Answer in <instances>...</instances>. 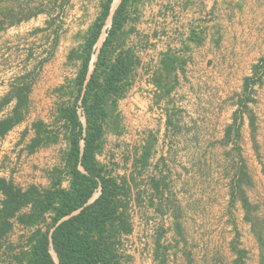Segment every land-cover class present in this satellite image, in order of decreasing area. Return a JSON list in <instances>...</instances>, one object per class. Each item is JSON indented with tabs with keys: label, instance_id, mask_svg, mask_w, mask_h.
<instances>
[{
	"label": "crops",
	"instance_id": "crops-1",
	"mask_svg": "<svg viewBox=\"0 0 264 264\" xmlns=\"http://www.w3.org/2000/svg\"><path fill=\"white\" fill-rule=\"evenodd\" d=\"M119 1L113 0L112 9ZM101 2L66 0L61 9L63 17H59L63 22L56 34L45 22L33 24L43 35L52 33L40 41L42 65L29 95L25 118L0 140V175L15 184L48 186L49 170L64 165L63 155L68 144L61 131L54 143L32 152H27L25 146L34 135L32 123L37 119L51 123L56 103L69 98L68 94L56 91L76 75L78 62L69 61L67 53L81 43L100 11ZM236 6V0H134L127 8L123 46L132 49L138 62L132 70L128 89L117 100L118 117L111 126L113 129L105 131L97 158L111 167L113 174L132 179L129 180L130 195L137 205L146 202V207L168 212L163 238L173 232L172 223L182 221L186 215L195 219L210 213L216 219H225L227 215L232 216V207L240 210L236 201L230 204L229 185L226 189V183L220 181L219 162L217 167L209 162V157L214 156L210 142L221 143L226 126L232 122L230 114L225 113V76L217 66L225 56L218 39L224 37L227 25L234 23ZM32 21L33 18L21 21L0 32V41L7 50L4 55H11L13 42H9L12 38L4 40L3 33L26 29ZM109 23L108 18L105 27ZM193 33L201 38L200 42L189 39ZM103 38L104 32L96 45ZM26 51L24 71H30L37 64L34 65L32 50ZM167 51L186 62L182 70L175 71L177 78L173 87L164 93L154 77ZM18 75L10 68L4 81L9 85ZM241 89L240 77L237 84L230 86V91L240 93ZM9 134L18 135L16 141L9 142ZM211 170L218 173L217 180L210 181ZM62 186L68 187L67 177L62 180ZM238 219L243 220L242 216ZM232 223L238 232L237 224ZM28 233L16 223L7 239L17 244ZM4 258L0 254V264H6Z\"/></svg>",
	"mask_w": 264,
	"mask_h": 264
},
{
	"label": "trees",
	"instance_id": "trees-1",
	"mask_svg": "<svg viewBox=\"0 0 264 264\" xmlns=\"http://www.w3.org/2000/svg\"><path fill=\"white\" fill-rule=\"evenodd\" d=\"M15 1L16 12L13 7L0 11V31L39 13L49 17L46 27H53V34L61 27V24H54V17H60L66 0L59 1V10L54 14L39 6L50 0ZM112 1L102 0L100 11L81 43L67 53L69 61L78 62L76 75L71 81L57 87L56 91L61 95L68 94L69 98L56 103V114L51 123L37 119L31 125L34 135L25 146L27 152L56 142L59 132L63 133L68 144L63 155V167L49 170L48 186L33 183L20 186L0 175V254L5 257L6 264L131 263V256L120 252L118 246L121 236L132 229L128 214L131 194L129 180L132 179L113 174L112 168L97 158L105 131L113 129L111 126L118 117L115 111L117 100L128 89L132 70L138 62L132 49L123 46L122 32L128 19L127 8L134 0H120L111 14L110 25L104 27ZM28 4H33V8H29ZM22 8L28 9L26 15L22 16ZM6 19L9 22L5 25ZM102 32H105V36L101 45L97 46ZM189 39L197 43L201 40L194 33ZM55 41L54 37L53 43ZM185 62L171 51L162 55L161 68L154 81L163 88L164 93L173 87L177 78L175 71L182 70ZM41 65L42 60L32 70L16 76L0 98V112L13 102L11 109L0 117V140L25 118L29 95L36 81V69ZM257 67L258 64L252 66L253 73H256ZM254 84L252 75L243 78L241 92L235 94L238 108L232 114V122L226 126L221 143L227 144L233 138L237 140L240 137L242 115L246 113L251 141L257 150L255 115L248 109V103L253 101L250 93ZM78 107H81L80 113ZM25 133L26 130L22 136ZM237 150L231 164L230 204L239 201L243 220L249 224L257 242L259 264H264V216L259 214L260 203L251 201L246 193L245 186L252 185V179L239 147ZM65 177L68 179L67 188L62 186ZM16 223L27 228L29 233L23 241L14 244L7 237ZM174 225L179 233V223L175 222ZM164 233V228L159 227L154 238L156 264H166L169 246L162 242ZM176 243L177 240H173V244ZM232 249L236 255L234 264H244L245 250L234 245Z\"/></svg>",
	"mask_w": 264,
	"mask_h": 264
},
{
	"label": "rangeland",
	"instance_id": "rangeland-1",
	"mask_svg": "<svg viewBox=\"0 0 264 264\" xmlns=\"http://www.w3.org/2000/svg\"><path fill=\"white\" fill-rule=\"evenodd\" d=\"M58 4L57 0H50L39 6L54 14L55 11L59 10ZM236 4L237 15L234 18V23L227 25L225 33L223 31L224 37L218 39L220 45L223 46L225 56H223V60L218 62L217 67L222 70L225 76L227 94L225 113L230 114L231 119L234 110L238 107L235 101V94L237 93H232L230 86L237 84L240 77L243 82L245 76H253L255 84L252 86L253 92L250 93L253 101L248 103V109L255 115L254 135L257 150L254 149L251 141L248 116L240 110L243 113L240 137L237 140L233 138L227 144L210 142V149L213 150L214 156L209 157V162L215 165L214 167H217V162H219L220 172L222 170L223 173V176L220 173V181L225 182L226 189H228V185L230 188V176L233 173L231 164L235 160L238 152L237 147H239L247 165V172L252 179V185L245 186L246 193L251 201L260 203L259 214L264 216V0H236ZM28 6L33 8V4H28ZM10 7L15 8L14 12H16L17 2L4 0L0 4V11H5ZM22 9V16L23 14L26 15L28 9ZM61 13L60 16L63 17V13ZM32 18L33 21L29 23L30 25L26 29H11L9 33H3L4 40L12 38L9 42H13V48H11V55H4L7 51L6 45L3 44L2 40L0 41V98L8 91L5 90L9 89L8 81H4L6 70L12 68L19 75L27 72L24 71L23 65L25 54L28 52L26 49L32 50L34 65L43 58L41 57L43 51H41L40 41L44 37L48 38L52 32L49 31L43 35V33H39L37 25L33 24L45 22L46 25V20L49 17L44 13H39L38 16ZM54 20L55 25L63 22V19L59 17H54ZM8 22L9 20L6 19L4 24L6 25ZM94 58L95 56L93 60ZM254 64H258L256 73H253L252 69ZM38 72L39 69L35 73V79ZM12 105L13 102L8 104L0 112V117L6 114ZM15 132L17 133V131ZM17 136L16 134H9V142L16 141ZM193 144L196 145V142ZM20 149L21 147L18 148V150ZM16 151L15 149V154ZM174 164L178 163L174 162ZM218 176L215 170H211L209 173L210 181H214L215 178L217 180ZM236 203L240 204L239 201ZM203 216L205 218L196 217L195 219L189 215L184 216L182 221H177L179 233L176 232L174 222L172 223L174 225L172 226L173 232H169V235L164 237L167 240V243L164 244L169 246L166 264H233L236 258L232 249L233 245L245 250L244 264H259V249L250 231V226L244 220L239 222L238 219L241 216L243 218L241 206L240 210L237 207H232V216L227 215L225 219H216L210 213ZM232 221L237 224L238 235L235 233ZM173 240H177L176 245L173 244Z\"/></svg>",
	"mask_w": 264,
	"mask_h": 264
},
{
	"label": "built area",
	"instance_id": "built-area-1",
	"mask_svg": "<svg viewBox=\"0 0 264 264\" xmlns=\"http://www.w3.org/2000/svg\"><path fill=\"white\" fill-rule=\"evenodd\" d=\"M77 111L80 113L81 107ZM128 214L132 229L130 233L121 236L118 250L131 256L130 264H156L154 238L159 227L165 229L168 212H158L152 207H146V202L137 205L130 195ZM162 242L167 243V240L162 238Z\"/></svg>",
	"mask_w": 264,
	"mask_h": 264
},
{
	"label": "water",
	"instance_id": "water-1",
	"mask_svg": "<svg viewBox=\"0 0 264 264\" xmlns=\"http://www.w3.org/2000/svg\"><path fill=\"white\" fill-rule=\"evenodd\" d=\"M112 3H113V1H112ZM112 3H111V10H110V14H109V16H108V18H109V20H110V18H111V14H112V12H113V10L115 9V7L112 9ZM107 18V19H108ZM109 25H110V23H109ZM103 40V39H102ZM101 43H102V41L100 42V44L99 45H97V46H100L101 45ZM53 256H54V258L56 259V256H55V254H54V252H53Z\"/></svg>",
	"mask_w": 264,
	"mask_h": 264
}]
</instances>
